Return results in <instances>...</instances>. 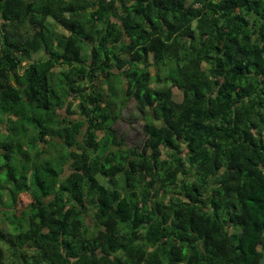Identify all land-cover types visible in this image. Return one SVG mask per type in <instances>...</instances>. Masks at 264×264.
Here are the masks:
<instances>
[{
  "label": "trees",
  "instance_id": "trees-1",
  "mask_svg": "<svg viewBox=\"0 0 264 264\" xmlns=\"http://www.w3.org/2000/svg\"><path fill=\"white\" fill-rule=\"evenodd\" d=\"M0 213V264H259L264 0H0Z\"/></svg>",
  "mask_w": 264,
  "mask_h": 264
},
{
  "label": "rangeland",
  "instance_id": "rangeland-1",
  "mask_svg": "<svg viewBox=\"0 0 264 264\" xmlns=\"http://www.w3.org/2000/svg\"><path fill=\"white\" fill-rule=\"evenodd\" d=\"M50 22V21H49ZM42 53H38L33 55V59H41ZM103 87L105 84L101 83ZM115 91L118 90V87L114 89ZM173 94L175 96V99L177 101L181 100L180 93L176 88L173 89ZM60 112L63 114V110H60ZM70 118H76L75 115H72ZM143 124V120L140 116H138L136 109H135V103L133 101L127 102L126 108H123L121 111V116L118 119L117 123L115 124V128L117 130V136L124 140V142L127 145H133L136 143H139L140 140V129ZM100 135V134H98ZM29 202L28 196L23 194L20 197V207H25ZM0 230L5 233L8 230L7 224L3 222L2 215L0 213ZM0 247H2L0 243ZM3 248V247H2Z\"/></svg>",
  "mask_w": 264,
  "mask_h": 264
},
{
  "label": "water",
  "instance_id": "water-1",
  "mask_svg": "<svg viewBox=\"0 0 264 264\" xmlns=\"http://www.w3.org/2000/svg\"><path fill=\"white\" fill-rule=\"evenodd\" d=\"M259 264H264V244H263L262 255Z\"/></svg>",
  "mask_w": 264,
  "mask_h": 264
},
{
  "label": "flooded vegetation",
  "instance_id": "flooded-vegetation-1",
  "mask_svg": "<svg viewBox=\"0 0 264 264\" xmlns=\"http://www.w3.org/2000/svg\"><path fill=\"white\" fill-rule=\"evenodd\" d=\"M90 9L94 10L95 8H94V7H92V8H90ZM90 9H87V10H90Z\"/></svg>",
  "mask_w": 264,
  "mask_h": 264
}]
</instances>
